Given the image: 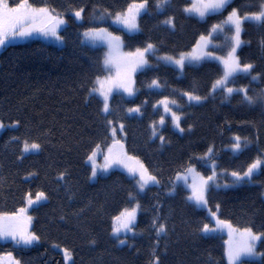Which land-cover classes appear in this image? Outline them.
I'll return each mask as SVG.
<instances>
[{
  "label": "trees",
  "instance_id": "16d2710c",
  "mask_svg": "<svg viewBox=\"0 0 264 264\" xmlns=\"http://www.w3.org/2000/svg\"><path fill=\"white\" fill-rule=\"evenodd\" d=\"M6 1L11 7L23 2ZM135 2L142 0H28L65 19L63 45L33 39L13 42L0 52V121L5 125L19 121L0 134V214L19 211L29 193L32 198L40 192L46 196L31 209L38 243L27 247L0 243V255L11 252L20 264H65L63 248L71 254V264H151L153 254L159 264H227L226 235L201 233L200 228L212 226L213 221L207 210L188 199L189 189L177 183L176 177L192 166L205 177L211 175L210 161L199 157L212 148L217 181L231 184L230 173H243L264 151V106L242 102V93L209 95L223 76V67L215 60L187 64L180 72L158 57H179L190 51L233 8L248 5L242 11H257V0H233L221 13L205 19L183 11L191 6L189 0H171L162 11L155 7V0H147L148 10L139 17L140 30L130 34L115 26L110 21L114 15L107 13H123ZM80 9L82 19L77 20L74 12ZM169 17L174 29L161 23ZM101 27L121 36L126 50L143 49L149 43L156 49L155 54H148L150 67L135 76L136 95L114 94L110 113L102 111L103 100L97 92L90 95L97 78L106 73L105 48L83 39L85 31ZM229 27L214 36L212 52L228 53L225 37L232 34ZM243 27L242 40L250 43L242 45L237 56L241 64L254 65L251 74H258L260 80L239 74L228 86L247 88L248 95L255 96L264 89V49L259 44L264 28L248 21ZM154 80L159 88L149 87ZM185 92L208 99L190 105L181 95ZM164 100L181 117L183 133L174 127L171 113L164 111L160 103ZM135 108L140 112H128ZM162 118L163 125L159 123ZM119 125H123L118 132L123 149L140 160L158 184L139 191L134 179L121 170L91 179L88 157L97 147L111 145L112 127ZM234 136L253 143L234 153L230 147ZM25 140L40 144V150L24 154ZM61 174L63 180L58 179ZM252 179L253 183L229 188L210 186L207 202L210 211L233 227L264 233V167ZM137 204L133 233L122 236L126 243L120 244L113 234L114 219ZM154 221L165 224L167 233L157 236ZM258 251L264 253V242ZM246 264H264V256L246 260Z\"/></svg>",
  "mask_w": 264,
  "mask_h": 264
},
{
  "label": "snow or ice",
  "instance_id": "6c2138e0",
  "mask_svg": "<svg viewBox=\"0 0 264 264\" xmlns=\"http://www.w3.org/2000/svg\"><path fill=\"white\" fill-rule=\"evenodd\" d=\"M191 6L183 9L186 13L195 14L201 19H204L209 14L221 13L225 10L230 4L233 3V0H189ZM171 0H155V7L157 10L162 11L165 5H170ZM258 10L255 12L242 11V8L248 7V5H243L241 8H233L232 11L228 14L226 19L219 24H215L209 30V35L207 37L201 36L200 40L203 44H198L197 48H206L209 43H211V34L217 32H223L225 26H230L229 30L232 32V35L226 36V42L229 47V51L225 57H216L212 52H196L195 50L190 54H182L179 59H175L171 56L158 57V60H162L168 63L176 65L181 71L184 68L185 61L190 65L199 64L201 61L206 59H215L220 60L223 64V76L216 80L212 85L209 95H214L217 91H221L226 97H230L233 93H242L243 98L242 102H246L249 106H253L257 103H260L264 106V89H261L260 92L256 93L255 96L248 95L247 88H233L229 87V82L235 83L236 77L239 74H245L251 77L252 81L260 80V76L252 75V70L254 65L252 63H240V58L236 55L237 49L242 45L250 43V41L242 40L241 33L245 31L243 25L246 21L253 22L256 27L264 28V0H257ZM147 11V0H142L141 3H133L130 5L125 13H107V10H103L107 15H114V23L120 24L124 29L129 33H134L139 31V25L137 23V17L140 15L141 11ZM54 10H49L48 8H32L28 4V0H23L21 3H17L15 7H9L6 0L3 3H0V48H6L11 46L12 41L17 37H28L31 36L34 32L42 33L45 36H53L58 40L63 41V37L58 35L57 30L61 25L65 24L63 19H60L59 13L52 15ZM83 9L74 12V16L78 19L82 18ZM103 18V16H101ZM37 20H40L42 25L41 27H35ZM161 23L168 25L170 28H175V23L172 17L167 18ZM25 25H33L32 27L26 28ZM105 34H107V29L104 28H94L89 29L83 35L92 40H104ZM110 35V34H109ZM259 44L262 49H264V38L259 41ZM108 46L113 50H118L122 46V41L120 37H110L108 39ZM155 46L151 43L147 44L143 49L137 48L135 52L128 53V59L123 60H113L111 56L105 59V65H114L116 68L117 76L112 87H110L106 92H101L103 97V108L104 113H110L109 108V97L112 92V89L123 90L129 96L134 95L133 89L129 86L131 83L132 74L139 69L145 67H150L147 60L145 59V54L151 53L155 54ZM97 83H102L99 78H97ZM149 87L159 88L160 85L158 81H153ZM100 89L93 88L90 92H98ZM182 96L187 98V102L191 105L193 103L199 104L204 100L208 99V96L201 97L199 95H194L192 92L181 93ZM163 105L164 111L166 113H171L172 122L175 128H177L181 133L185 131L184 128L180 126L181 117L173 112L172 109L168 106L169 102L167 100L160 102ZM172 104H175V101H171ZM129 113L135 112L139 113L140 109H128ZM111 126V121H108ZM163 125V118L159 121ZM19 124V121L13 125H7L8 127H16ZM6 125L3 122H0V130H2ZM120 129H123V125H119ZM155 124L152 125L153 137H156L157 133L155 131ZM191 129L189 128V131ZM112 131L115 132L116 128L112 127ZM14 140L19 139L18 137H13ZM161 143L164 142V137L159 136ZM233 143L230 145L234 153H239L247 149L253 141L249 140L247 137L244 138L243 142L241 141L240 136H234L232 138ZM117 144L119 141L116 142ZM121 145V149H122ZM41 145L38 143H29L27 140L23 142V152H29L32 150H39ZM109 155L104 156V163L102 165H93L92 168V177L97 176V167L101 171L107 172L112 167H124L127 169L128 173L132 176L135 181L136 186L139 191H143L150 183L158 184L159 181L155 176L150 175L148 169L144 167L142 163L137 161L138 167H131L125 163L126 160L134 159L133 157H128L126 153H119L115 156L111 155L112 149L108 150ZM96 156V153L93 152L92 155L88 157L89 161L93 160V157ZM264 151H260L259 155L255 160L247 167L243 173L233 171L230 173L232 179L231 184H221L217 181V173L215 168L217 165L214 163L215 156L213 154V149L209 148L207 153L204 156L199 157V160L210 161V168L212 174L206 178L199 176L198 179L193 178L192 184V194L188 199L192 200L196 206H207V192L209 187H232L240 185L242 183H253V176L259 173L264 167ZM194 169L188 168L186 172H193ZM198 175V174H197ZM60 180L64 179V174L58 178ZM178 180H184L187 182V176H178ZM171 191H175V186H172ZM42 199H46V196L43 192L37 193L35 200L32 199L31 194H28V204L29 206L36 204ZM219 206L217 205V208ZM133 208L131 211L125 209L120 216H117L115 219L117 221H123L119 227L113 229V234L118 235L122 230L125 232L132 231L133 221L135 220L137 209ZM26 209L22 208L18 213L9 217L5 214L4 217L0 219H5L11 221L9 223L0 224V238L4 242H7V239L11 237L17 245H32L34 241H39V237L34 233H29L24 226L23 221L20 218V213H24ZM215 216V213H212ZM156 219H159L158 217ZM27 220L30 221L31 217H27ZM153 227L157 230V236L167 233V228L165 224L157 225L154 221ZM224 227H227L229 231V244L226 250V258L228 264H246L245 258H258L264 256V253H259L256 251V246L258 242H264V233H255L251 228H245L242 231L239 229L232 230L231 225L227 221H219L216 228L209 227L208 224H204L200 231L205 235H211L217 231L223 230ZM236 231L238 233V238L233 241L232 232ZM121 244H124L125 240L119 241ZM67 251V250H65ZM14 264H20V261H14ZM151 264H159V257L153 254V261Z\"/></svg>",
  "mask_w": 264,
  "mask_h": 264
},
{
  "label": "rangeland",
  "instance_id": "374dc122",
  "mask_svg": "<svg viewBox=\"0 0 264 264\" xmlns=\"http://www.w3.org/2000/svg\"><path fill=\"white\" fill-rule=\"evenodd\" d=\"M4 2V0H1L0 1V3H3ZM7 2V1H6ZM193 2H194V0H193ZM8 3V2H7ZM135 3H141V2H135ZM29 4V3H28ZM32 8H38V7H35V6H32L31 4H29ZM132 5V4H131ZM8 6L9 7H11L10 5H9V3H8ZM15 7V6H14ZM147 10H148V4H147ZM127 11V10H126ZM125 11V12H126ZM125 12H123V13H125ZM145 11H141L140 12V15L137 17V23H138V25H139V17L144 13ZM52 15H54V13H52ZM193 15H195V14H193ZM195 16H197V15H195ZM197 17H199V16H197ZM60 19H63V18H61V17H59ZM76 18V17H75ZM200 18V17H199ZM206 18V17H205ZM204 18V19H205ZM77 20H81V19H78V18H76ZM64 21H65V19H63ZM113 20H114V16L112 17V18H110V21L115 25V26H117V27H120V28H122L125 32H127V30L126 29H124L123 28V26L122 25H120V24H117V23H114L113 22ZM67 25V23H66V21H65V24L64 25H61L60 26V28L57 30V32H58V35L59 36H61V31H62V29L65 27ZM33 25H25V27L26 28H28V27H32ZM35 27H41V26H43L42 25V23H41V21L40 20H37V22L35 23V25H34ZM101 28H104V29H107L106 27H101ZM139 30H140V28H139ZM88 31V30H87ZM86 32V31H85ZM84 32V33H85ZM138 32V31H137ZM223 32H224V30H223ZM223 32H217V33H212L211 34V43H209L208 44V46L206 47V48H204V47H202V48H197V45L198 44H203V42H201V40L199 39V41L197 42V44L190 50V51H188V52H186V53H183V54H190V53H192L194 50L196 51V52H202V51H204V52H212L211 50H210V47L211 46H213V44L215 43V41H214V36H216V35H219V34H221V33H223ZM127 33H129V32H127ZM134 33H136V32H134ZM110 34V35H109ZM130 34H133V33H130ZM232 35V34H231ZM120 37L121 38V41H122V46L118 49V50H113V49H111L109 46H108V39H110V37ZM208 35H205V37H207ZM62 37V36H61ZM230 37V36H229ZM33 39H39V40H42V41H44V42H46V43H50V44H53V45H58V46H62L63 45V42L64 41H61V40H58V39H56L55 37H53V36H45V35H43L42 33H39V32H34L31 36H28V37H17V38H15L13 41H12V43L13 42H27V41H30V40H33ZM83 39H84V41L87 43V44H89V45H92V46H101V47H104L105 48V51H106V55H105V59L106 58H108L109 56H111V58L113 59V60H123V59H128V57H127V54L128 53H132V52H135V51H129V50H126L125 49V47H124V40H123V38L121 37V36H119V35H115V34H113L109 29H107V34H105V39L104 40H92V39H90V38H88V37H85L84 35H83ZM241 39H242V33H241ZM226 40V39H225ZM227 43V42H226ZM4 48H0V52L3 50ZM237 52H238V49H237ZM237 52H236V55H237ZM213 53V55L214 56H216V57H225L226 55H224V56H221V54H218V53H214V52H212ZM148 54H150V53H148ZM148 54H145V59L147 60V62H148ZM163 57V56H162ZM172 57V56H171ZM180 57V56H179ZM179 57H174L175 59H179ZM105 59H104V62H105ZM206 60H215V59H206ZM204 61V60H203ZM203 61H201V62H203ZM215 61H217L218 63H220L221 65H222V67H223V64L221 63V61L220 60H215ZM165 62V61H164ZM200 62V63H201ZM165 63H167V64H170V65H172V66H174V67H176L180 72H183V70H184V68H183V70L181 71L176 65H174V64H172V63H168V62H165ZM199 63V64H200ZM187 64H189L187 61H185V65H184V67L187 65ZM148 65H149V62H148ZM104 67H105V70H106V73H105V75H103L102 77H99V80L102 82V83H97V89H100L101 91H98L97 92V94L102 98V100H103V97H102V95H101V92H106L110 87H112V85H113V83L115 82V79H116V76H117V72H116V68H115V66L114 65H105V63H104ZM147 67H145V68H143V69H139V68H137V70L132 74V76H131V83H130V87L133 89V92H134V95H132V96H129L126 92H123V90H117V89H115V88H113L112 89V92H111V94H110V97H109V100H108V103L110 104V100H111V98H112V96L114 95V94H116V93H124L126 96H128V97H133V96H135L136 95V89H135V76H136V74L138 73V72H140V71H142V70H145ZM171 118H172V116H171ZM1 122V121H0ZM8 126L6 125V127H4L2 130H0V134L7 128ZM175 127V126H174ZM122 130L120 129V127H117L116 128V131L115 132H113L112 131V136H113V141H112V143H111V145L108 147V148H106V149H103L102 147H97L96 149H95V153H96V156L95 157H93V160H91V161H89V159H88V164L90 165V167H91V171H92V168H93V165L95 164V165H97V166H99V165H102L103 163H104V156L105 155H109V152H108V150H109V148H111L112 149V153H111V155H113V156H115V155H117V154H119V153H121V152H123V153H126V151L123 149V147H122V149H121V145L122 144H124L123 143V141L120 139V137H119V135H118V132H121ZM117 141H119V143L117 144L116 142ZM40 150V149H39ZM39 150H32V151H29V152H23L24 154H28V153H33V152H38ZM127 154V153H126ZM91 155H92V153H91ZM128 157H130L129 155H127ZM137 161H139V163H142L140 160H138V159H136V158H134V159H129V160H126L125 161V163L126 164H128L129 166H131V167H138V164H137ZM145 167V166H144ZM192 169H194V171L193 172H191V173H189V172H183V173H180L179 175H177V177L178 176H187L188 177V179H187V182H185L184 180H178L177 179V177H176V182L177 183H180V184H182V185H184L185 187H187L188 189H189V191H190V195L192 194V188H191V184H192V180H193V178H196V179H198L199 178V176H202V177H204V178H206L204 175H202L197 169H196V167H194V166H192L191 167ZM114 170H121V171H124L125 173H127L129 176H131L129 173H128V171H127V169L126 168H124V167H116V166H114V167H112L111 169H109L106 173L105 172H103V171H101L100 170V168L99 167H97V176L95 177V178H93L92 177V175H91V179L93 180V181H95L100 175H105V174H108V173H110V172H112V171H114ZM215 172H217V170L215 169ZM150 174V173H149ZM198 174V175H197ZM258 174V173H257ZM151 175V174H150ZM132 177V176H131ZM254 177V176H253ZM243 184V183H242ZM150 185H153V184H149L144 190H146ZM241 185V184H240ZM237 186V185H236ZM223 188H225V187H223ZM227 188H229V187H227ZM143 190V191H144ZM207 195V194H206ZM263 195H264V193H263ZM33 200H35V197L34 198H32ZM44 199H42L41 201H39V202H37L36 204H33V205H31V206H29V204H28V200H27V204L24 206V207H22V208H24V209H26V211L24 212V213H20V218H21V220L23 221V223H24V226L26 227V229H27V231L29 232V233H33V231H32V225H33V216H32V214H31V209H32V207H34L35 205H38L39 203H41L42 201H43ZM136 206L137 205H135L133 208H136ZM198 207H200V208H203V209H205V210H207L208 211V213H209V215H210V217H211V219H212V221H213V225L212 226H210V227H212V228H216L217 226H218V222L219 221H224V220H221L220 218H219V216H218V214H216L215 216H213L212 215V211H210V209H209V206H208V202H207V206H198ZM21 208V209H22ZM133 208H130V209H128L129 211H131ZM19 211H17L16 213H18ZM124 212V211H123ZM122 212V213H123ZM16 213H13V214H7V216H9V217H11V216H13L14 214H16ZM138 213H139V208L137 209V212H136V216H135V220L133 221V225L136 223V221H137V218H138ZM121 214H119L118 216H120ZM5 216V214H0V218H2V217H4ZM27 217H31V220L30 221H28L27 220ZM117 217V216H116ZM115 217V218H116ZM9 222H11V221H8V220H5V219H0V224H4V223H9ZM123 221L121 220V221H117L116 219H114V228L115 227H119L120 226V224L122 223ZM230 224V223H229ZM133 225H132V231H128V232H125V231H121L118 235H115V237H117V238H119V241L120 240H125L126 241V239L125 238H122V236H124V235H126V234H131V233H133ZM231 225V224H230ZM231 229L232 230H236L237 228H235V227H233L232 225H231ZM239 230H243V229H239ZM229 229L227 228V227H224L223 228V230H221V231H217V232H215V233H212V234H217V233H219V234H224V235H226V250H227V248H228V244H229V240H230V236H229ZM232 239H233V241H235V239H237L238 238V233L236 232V231H233L232 232V237H231ZM7 242H14L15 243V241H13L12 239H11V237H9L8 239H7ZM7 242H4L3 241V239L2 238H0V243H7ZM38 243V241H34L33 242V244L34 245H36ZM126 243V242H125ZM259 243L260 242H258L257 243V246H256V251L257 252H259L258 251V245H259ZM121 244V243H120ZM18 246H23V247H27L28 245H23V244H21V245H18ZM66 249H63V248H60V251H61V253H62V256H63V260H64V263L65 264H71V262H72V256H71V254L69 253V251H65ZM260 253V252H259ZM261 258V256L260 257H258V258H255V257H253V258H245L246 260H259ZM227 259V258H226ZM14 261H17V259L15 258V256L11 253V252H9V253H4V254H1L0 255V264H14ZM227 264H228V261H227Z\"/></svg>",
  "mask_w": 264,
  "mask_h": 264
}]
</instances>
